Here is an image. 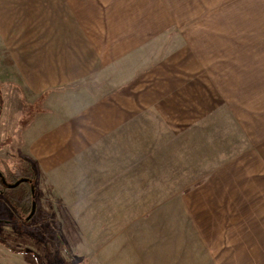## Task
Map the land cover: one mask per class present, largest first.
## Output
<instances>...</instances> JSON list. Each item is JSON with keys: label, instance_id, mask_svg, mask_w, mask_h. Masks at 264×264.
Masks as SVG:
<instances>
[{"label": "crops", "instance_id": "0c3cea01", "mask_svg": "<svg viewBox=\"0 0 264 264\" xmlns=\"http://www.w3.org/2000/svg\"><path fill=\"white\" fill-rule=\"evenodd\" d=\"M148 2L156 8L157 0H0V91L9 85L6 76L16 77L10 83L18 84L19 91L33 93L35 101L42 100L44 111L51 110L48 112L51 116H44L42 125L57 119L45 127L35 121L32 128L21 131L18 128L16 133L25 140L26 151L21 158L30 161L38 174V183L41 172L58 173L59 179L50 182V186L54 196L60 199L62 160L68 155L62 148V139L67 138L64 134L75 137L76 131L82 135L81 139L98 141L92 145V153L99 150L107 156L100 163L107 166L98 165L91 171L106 172V182L114 181V170L108 166V156L113 157L115 153L114 140L129 142L136 138L134 133L132 136L131 123L144 124V129L148 122L147 108L162 114L166 101L172 109H177L171 110V115L176 117L172 121L178 124H194V109H206L201 113L203 118L198 120L203 124L202 133L193 130L183 133L190 140L186 168L175 167L174 176L178 174L174 172L182 170L186 177H194V183H264V112L245 120L244 114L251 109L246 96L240 94L238 99L229 102L224 99L231 94L223 92L242 91V77H238V85L235 78H221L226 68L214 67L217 63L200 57L195 40L188 33L183 36L185 51L165 52L159 57V51L152 46L161 43L164 28L170 27L165 17L159 19L160 7L149 9ZM83 80L96 84L89 86L90 89L82 86L91 93L83 99L64 105L62 100L70 95L62 98L52 94ZM99 88L102 89L99 94H93ZM212 92L220 99L216 100ZM221 104L228 111L226 118L210 112L214 107L217 112L223 110ZM3 107L2 103V110ZM136 108L139 109L137 119L131 112ZM213 123H220L223 128L216 129ZM143 134L140 132L138 138L142 139ZM11 135L7 134L5 139ZM126 150L129 157L130 149L123 148V154ZM99 180L103 182L105 178L91 177L93 183ZM183 180L173 179L172 183ZM124 190L125 187L122 190L125 196ZM111 192L115 194L114 187ZM36 199L39 204L37 195ZM138 213L123 227L131 245L124 261L129 264H221L219 253L224 251L213 246L211 234L198 226L199 214L157 212L154 220L144 223L147 237L136 242L130 238V231L140 218ZM169 215L179 218L169 223L166 218ZM207 216L211 218V214ZM239 225L241 235L243 226ZM238 243L241 246L240 239ZM137 248L140 258L132 260L131 250L135 252ZM237 254L235 251L222 258H229L230 264H242V257L237 262Z\"/></svg>", "mask_w": 264, "mask_h": 264}, {"label": "rangeland", "instance_id": "374dc122", "mask_svg": "<svg viewBox=\"0 0 264 264\" xmlns=\"http://www.w3.org/2000/svg\"><path fill=\"white\" fill-rule=\"evenodd\" d=\"M155 5L156 8L150 5L149 9L160 7L159 19L165 17L170 27L164 28L161 43L152 46L156 47L153 50L159 51V57L165 52L185 51L183 36L188 33L195 40L200 57H208L213 64L217 63L214 67L226 68V74L221 78H235L238 85V77H242V91L223 92L231 94L224 99L229 102L238 99L240 94L246 96L251 109L244 114L245 120L264 112V0H157ZM83 14L87 16V13ZM5 80L9 85L4 86L1 93L4 107L0 113V171L12 172L22 170L20 158L26 151L25 140L16 130H28L36 123L43 126V118L51 116V110L44 111L42 100L35 101L33 93L19 91L18 84L10 83L17 80L16 77L8 75ZM84 85L88 89L96 86L83 80L52 94L62 98L70 95L62 100L66 105L69 101L83 99L86 94L91 95L82 87ZM100 90L95 89L93 94H99ZM212 95L216 100L220 99L215 92ZM164 104L162 114L147 108L148 122L144 129V124L131 123V133L136 138L129 142L114 140V156H108L114 181L106 182V172L91 171L98 165L107 166L100 164L107 156L101 155L99 150L92 153L91 147L98 141L81 139L82 135L76 131L75 137L64 134L67 138L62 139V148L68 155L62 160L61 199L54 196L50 186V182L59 179L58 173L41 172L40 182L37 180L38 211L30 226L0 200V220L14 218L0 222V239L14 248L9 250L0 243V264H129L124 261L131 246L124 234V225L139 212L140 218L135 220L130 231V238L139 242L140 238L147 237L144 223L162 211L178 215L182 211L199 214L198 226L211 234L213 246L224 251L219 253L221 264L232 263L229 258L222 257L235 251L237 262L242 257V264H264V183H194V177H186L182 170L174 172L178 173L174 176L175 167L186 168V149L190 140L183 133L189 130L202 133L203 124L198 120L203 118L206 109H194V124H178L172 121L176 117L171 115V110L176 112L177 109H172L168 101ZM221 107L223 109V105ZM131 112L136 119L139 117L138 108ZM210 112L228 116L224 109L217 112L214 107ZM228 125L226 121L227 129ZM212 126L223 128L220 123ZM139 131L144 133L142 139L138 138ZM7 134L12 135L5 139ZM104 144L106 147V141ZM123 148L130 149V158L126 156L127 150L123 154ZM5 174L8 181L13 179V175ZM96 176L104 177V183L101 180L93 183L91 177ZM173 179L185 180L172 183ZM113 187L115 194L111 192ZM23 188L24 185L19 186V189ZM178 215L166 218L173 223L178 220ZM239 224L243 226L241 235ZM216 232L221 234L215 235ZM131 254L132 260L140 258L138 248L135 252L131 250Z\"/></svg>", "mask_w": 264, "mask_h": 264}, {"label": "trees", "instance_id": "16d2710c", "mask_svg": "<svg viewBox=\"0 0 264 264\" xmlns=\"http://www.w3.org/2000/svg\"><path fill=\"white\" fill-rule=\"evenodd\" d=\"M2 97L0 91V113L2 111ZM20 162L22 164V170H12L11 171H0V200H3L9 211L22 219V222L27 226L31 225V219L36 215L38 211V201L36 199L37 195V177L38 174L36 170L32 167L29 160L21 158ZM5 172L13 175L11 181L7 180ZM14 185V186H9ZM24 185L25 188L19 189V186ZM32 203L35 204L34 212L29 216ZM8 215V213H6ZM10 216V215H9ZM13 217L11 220L13 221ZM6 220V221H11ZM0 220V222H6ZM0 243L7 247L9 250H13L8 243L0 239Z\"/></svg>", "mask_w": 264, "mask_h": 264}, {"label": "water", "instance_id": "95a60500", "mask_svg": "<svg viewBox=\"0 0 264 264\" xmlns=\"http://www.w3.org/2000/svg\"><path fill=\"white\" fill-rule=\"evenodd\" d=\"M9 186H14V185H9ZM34 209H35V204L32 203V208H31L29 216L34 212Z\"/></svg>", "mask_w": 264, "mask_h": 264}]
</instances>
